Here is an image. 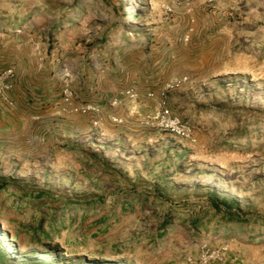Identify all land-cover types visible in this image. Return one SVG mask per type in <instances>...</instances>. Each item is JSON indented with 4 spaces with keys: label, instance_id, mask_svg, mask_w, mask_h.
Returning a JSON list of instances; mask_svg holds the SVG:
<instances>
[{
    "label": "rangeland",
    "instance_id": "374dc122",
    "mask_svg": "<svg viewBox=\"0 0 264 264\" xmlns=\"http://www.w3.org/2000/svg\"><path fill=\"white\" fill-rule=\"evenodd\" d=\"M0 264H264V0H0Z\"/></svg>",
    "mask_w": 264,
    "mask_h": 264
},
{
    "label": "built area",
    "instance_id": "2783aa9c",
    "mask_svg": "<svg viewBox=\"0 0 264 264\" xmlns=\"http://www.w3.org/2000/svg\"><path fill=\"white\" fill-rule=\"evenodd\" d=\"M166 114H168V111H165Z\"/></svg>",
    "mask_w": 264,
    "mask_h": 264
},
{
    "label": "bare ground",
    "instance_id": "6f19581e",
    "mask_svg": "<svg viewBox=\"0 0 264 264\" xmlns=\"http://www.w3.org/2000/svg\"><path fill=\"white\" fill-rule=\"evenodd\" d=\"M35 21V20H34Z\"/></svg>",
    "mask_w": 264,
    "mask_h": 264
}]
</instances>
